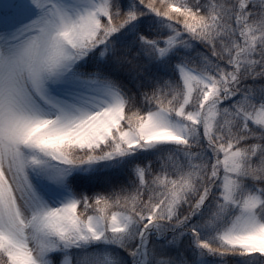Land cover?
Masks as SVG:
<instances>
[{"label": "snow or ice", "instance_id": "1", "mask_svg": "<svg viewBox=\"0 0 264 264\" xmlns=\"http://www.w3.org/2000/svg\"><path fill=\"white\" fill-rule=\"evenodd\" d=\"M0 264H264V0H0Z\"/></svg>", "mask_w": 264, "mask_h": 264}]
</instances>
